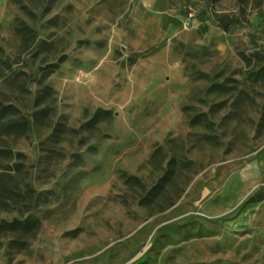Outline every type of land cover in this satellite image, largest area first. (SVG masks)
Here are the masks:
<instances>
[{
  "label": "rangeland",
  "instance_id": "374dc122",
  "mask_svg": "<svg viewBox=\"0 0 264 264\" xmlns=\"http://www.w3.org/2000/svg\"><path fill=\"white\" fill-rule=\"evenodd\" d=\"M0 103V264H264V0H0Z\"/></svg>",
  "mask_w": 264,
  "mask_h": 264
},
{
  "label": "trees",
  "instance_id": "16d2710c",
  "mask_svg": "<svg viewBox=\"0 0 264 264\" xmlns=\"http://www.w3.org/2000/svg\"><path fill=\"white\" fill-rule=\"evenodd\" d=\"M1 104L2 103H0V126H3L5 124L10 125L11 122H15L14 119H9L10 121H6L4 117L6 115H8L10 113V110H12V109L9 106L5 105V107H4ZM154 154H155V152H154ZM169 175H170V171H168V170L165 171L164 174L160 177L158 183H156L153 187H151V189L148 191V193L154 194L155 192L160 191L164 187L165 181L168 179ZM256 200L257 199H256L255 195L249 197V201H256Z\"/></svg>",
  "mask_w": 264,
  "mask_h": 264
}]
</instances>
